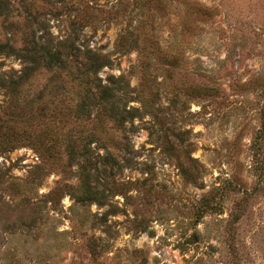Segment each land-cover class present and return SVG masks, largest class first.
Segmentation results:
<instances>
[{"label": "rangeland", "instance_id": "374dc122", "mask_svg": "<svg viewBox=\"0 0 264 264\" xmlns=\"http://www.w3.org/2000/svg\"><path fill=\"white\" fill-rule=\"evenodd\" d=\"M4 1L0 264H264V0Z\"/></svg>", "mask_w": 264, "mask_h": 264}, {"label": "trees", "instance_id": "16d2710c", "mask_svg": "<svg viewBox=\"0 0 264 264\" xmlns=\"http://www.w3.org/2000/svg\"><path fill=\"white\" fill-rule=\"evenodd\" d=\"M8 3L4 0H0V15H5L9 12ZM34 34V32H32ZM34 46V57L31 59V63L43 66L45 69H61L65 65L66 56H62L63 52L57 47L52 48L49 45L41 44L38 41L33 40ZM62 44L61 42H58ZM4 46V45H3ZM75 62H78L74 58ZM79 68L77 69L83 77L89 78L95 83L94 90L95 94L92 96L97 102V106L100 111L105 113L109 118L114 119L118 116V123L125 121L127 118L132 119L131 115L125 116L110 106V98L113 97L112 89L107 84H102L100 79L97 77L98 72L103 66L108 64V60L105 55L98 54L95 52L87 51L86 55H83L82 61L78 62ZM122 111L125 113L126 110L122 107Z\"/></svg>", "mask_w": 264, "mask_h": 264}]
</instances>
